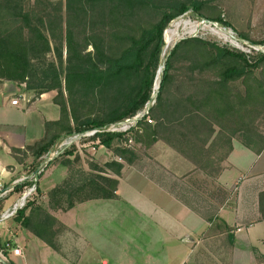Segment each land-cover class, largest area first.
Instances as JSON below:
<instances>
[{
  "label": "trees",
  "instance_id": "1",
  "mask_svg": "<svg viewBox=\"0 0 264 264\" xmlns=\"http://www.w3.org/2000/svg\"><path fill=\"white\" fill-rule=\"evenodd\" d=\"M216 1L0 0V82L23 85L27 95L65 93L59 100L58 119L47 122L42 139L28 147L27 156L38 163L35 171L41 158L63 139L129 120L148 104L146 118L151 123L143 118L127 133H100L92 139H99L103 148L129 165L137 159L133 146L148 149L160 141L196 171L213 177L222 170L234 142L260 155L264 150L259 128L264 121L263 54L248 56L226 44L183 39L167 56L160 88L151 99L165 29L186 13L230 27L213 5ZM242 40L247 41V36ZM51 54L54 59L49 61ZM175 64L183 66L184 79L171 73ZM238 82L242 93L232 87ZM128 141L133 146L128 147ZM71 164L67 160L60 165ZM89 167L101 171L97 165ZM104 167L115 177L102 178L104 185L91 179L75 188L69 181L53 188L49 192L53 211L116 198L123 166L112 160ZM87 188L100 195L76 200L69 195ZM62 194L68 197L65 207L58 199ZM33 203L13 220L56 250L62 228L54 230L53 216ZM258 210L264 220V191L258 195ZM258 264H264V257L258 258Z\"/></svg>",
  "mask_w": 264,
  "mask_h": 264
},
{
  "label": "crops",
  "instance_id": "2",
  "mask_svg": "<svg viewBox=\"0 0 264 264\" xmlns=\"http://www.w3.org/2000/svg\"><path fill=\"white\" fill-rule=\"evenodd\" d=\"M23 87V85L0 82L2 115H5L9 109L17 113L26 111L27 105L24 103H20L19 107L10 104L14 99L12 95L18 99H31L34 94L27 95ZM57 119L58 117L52 120ZM27 130L23 126L18 132H11L5 125L0 126V142L8 144L6 148L0 146V179L7 186L22 177L11 178L15 175L14 169L17 170L30 160L28 156V159H20L16 153L12 152L23 148V133ZM13 140L14 143H12ZM237 143L234 142L232 152L222 163V170L215 177H208L200 171H194L191 163L180 155L182 159L177 158L175 156L177 153L167 145L160 141L155 143L147 150H155L159 155L161 153L162 158L158 160V163L161 162L165 171H155L156 178L150 177L143 180L144 176H141L139 172L137 174L142 177L140 179L134 174L128 186L133 187L135 191L132 196L135 207L127 211H116L104 217L120 218L123 232L126 229L124 226L126 219L130 224L136 221L140 229H150L151 227H140V224L146 223L152 226L151 232L159 229L164 236L160 235L161 248H165L167 244H170L167 248H171V256L165 258L167 263L170 257H177L174 264H258V258L264 257V220L260 219L258 210V195L264 191V150L260 155H255L239 143L243 148L241 150ZM131 166L136 167L134 164ZM7 167L11 168V171H8ZM190 172H199L203 179L206 178L201 186L208 185L209 188L207 192L198 189L196 196L200 206L197 208L189 205L187 199L190 197L189 178L185 175ZM118 181L116 198L112 200H88V202L77 203L66 211L56 210L50 213L56 220L54 230L62 228L56 237L57 249L51 250L63 262L65 261V264H81L82 262L155 264L158 262L156 251L143 258L135 256L134 253L130 257L125 251L128 246L120 244L118 239L117 249L120 246L124 251H121L118 257L111 258L110 249L112 248L108 247L106 240L94 243L83 236V229L80 227L83 226V221L78 223L76 218L86 216L88 211L80 207L91 202L103 201L122 202L129 205L125 197L120 196L122 186L121 180ZM211 188L212 192H209ZM13 197L11 196L10 199ZM102 218L101 224L105 225L104 220L102 223ZM135 230L139 229L134 227L133 236ZM116 232L117 236L122 233L118 230ZM152 239L157 241L156 237ZM9 241L21 250V255L15 258L24 257L30 245L38 244L37 253L41 252L42 255L38 257L37 264H48L43 257V254H49L46 249L48 246L21 228L15 220L6 221L0 225V242ZM132 247L140 251L139 244L133 242Z\"/></svg>",
  "mask_w": 264,
  "mask_h": 264
},
{
  "label": "rangeland",
  "instance_id": "3",
  "mask_svg": "<svg viewBox=\"0 0 264 264\" xmlns=\"http://www.w3.org/2000/svg\"><path fill=\"white\" fill-rule=\"evenodd\" d=\"M213 5H215L217 9L221 12V18L225 22H227L230 27H214L213 25L206 23V21L193 17L190 13H186L169 23L163 33L164 46L161 49L159 67L153 79V94H157L160 88V82L165 69V61L167 59V56L169 55L170 51L175 46V44L183 39L196 37L204 41L215 42L220 46L226 44L228 46L236 47L243 51H248L250 49V44L252 43L258 44L264 41V0H218ZM175 24L178 26H175ZM167 31L169 32L168 36L170 38L173 37L168 47L166 46L165 42V35ZM243 35L247 36V41L241 43L237 41L238 45L235 46L233 40L230 37H234L237 40L243 41ZM53 59L54 57L51 54L48 57V60L50 61ZM171 73L176 75L175 79H184L185 71L183 72V66L181 64H175L171 69ZM232 87L240 93L243 92V87L240 82L232 84ZM62 94H65L63 90H56L44 93L43 96L41 94H34L30 99L31 101L27 104L26 111L24 113H17L11 109H9L8 112L5 113V115H2L0 112V126L5 125L11 132H18L23 126L28 129L27 132L23 133V148L15 149L14 151H12L13 153H16L18 158H27L28 147L34 145L44 136L45 124L47 122H51L52 119L54 120V118L58 117L59 100ZM11 97L16 98L15 95H12ZM153 103V101L150 102L151 105ZM259 128L260 131L264 133V121L259 123ZM6 143H2L1 141L0 146L6 148L8 147V144ZM12 143H14V140L12 141ZM78 143L79 145H73L71 148L67 149L64 155L60 154L58 155V157L53 158L52 161H49V163L44 167L43 171L38 175L37 186L39 189V193L33 200V207H41L47 212L52 213L53 209L49 199V192L53 189V187L55 188L59 186L64 181H69L70 185L75 188L76 186H79L81 184L88 183L91 179L104 185L102 178H115L111 174V172L106 170L104 167V164L115 160V156L112 151H107L105 148L98 146L95 151H92L90 148L92 145L87 146L88 144L86 140H82ZM82 145H84V147H82ZM236 145L239 146L238 148H241V150L243 149V146L241 145V147L239 143H237ZM130 146H133V144ZM114 148H117L116 144L114 145ZM133 149L137 159H135L132 164H134L136 167L126 164L123 160H117V162H119L123 166L120 177L118 178V180H121L122 186L120 196H124L126 202H129V205H125L122 202L118 203L112 201L91 202L86 204L84 207H80L81 209L88 211L86 216H78L76 219L78 220V223L81 220L83 221V226L80 227L81 229H83L82 233L84 237L89 238L94 243L97 241V243H100L99 241L106 240V243L109 244L108 247L112 248L110 249V255H112L111 258L118 257L121 254V251H124L122 248H120V246L117 249L118 239L120 240V244H125L128 246L125 251L130 255V257H132V253H134L135 256L143 258L145 255L149 253L152 255L153 252L156 251L157 257H155L158 262H155V264H174L177 260V257H170V260L168 259V263L165 259L168 258V256H171V248H167V246H169L170 244H167L165 248H161V245L159 243L160 235H162V237L164 236L162 233H160L161 231L159 229H156V231L153 230L151 232L152 226H150L148 223H146L145 225L140 224V227H151L150 229H140L138 226L139 224L136 221L130 224L127 222L126 219L124 225L126 226V229L123 232L121 229L120 218L117 219L111 217H104L113 212L115 213L116 211H127L135 207L132 201V196L135 191L133 187L129 188L128 186V183H131V179H133L132 176L134 174H136L137 178L140 179L142 177L137 174V172H139L141 176H144V178H142L143 180L150 177L156 178L155 171H165V169L162 168L163 165L160 164L161 162L158 163L162 158L160 156L161 153L159 155L156 154L155 150L148 151L141 144H136L135 146H133ZM67 152H72V155H68ZM175 156L177 158L182 159L177 154ZM167 159L170 160L169 158ZM67 160H70V162H72L69 168H65L60 165L63 161ZM91 164L97 165L101 171H90L89 166ZM36 165H38V163H36L35 161L33 162V158H30V160L27 163L23 164V166L19 167L17 170L14 169L15 175L11 178L17 176H31V173L34 174L35 172ZM6 169L8 171H11V168L9 167H7ZM194 171L196 170L194 169ZM13 174L14 173H12V175ZM185 176L189 178L188 193L190 194V197L187 198L188 203L192 207L197 208L198 206H200V203L199 201H197L196 196L198 189L203 192H207V190H209V188L207 187L208 185L204 187L201 186V183L203 182V180H206V178L203 179L199 172H190ZM55 183L56 185L54 186ZM209 192H212V188ZM69 195L71 196V198L76 200L77 198L97 196L100 195V192L97 190L92 191V189L87 188L84 192L80 194L72 193ZM59 197L60 198L58 199L61 200V204L65 207L66 199L68 198L67 194H62ZM13 199L7 200L3 205L4 208L5 206L9 205L13 201ZM101 218L102 223L104 220L105 225H103L104 223L101 224ZM118 220L120 221V223ZM134 227H137V229L139 230H135V235L133 236L132 232L134 231ZM116 230L122 233L117 236V234H115L117 233ZM151 236L152 238L156 237L157 241L153 240ZM133 242L139 244L140 251H138L137 249H133ZM9 244L11 246H14L13 243H10V241ZM37 245L38 244L30 245V247L26 251V255L21 258L11 257V252L7 253V260L5 263L13 264L15 262L16 264H37L38 257L42 255L41 252L37 253L36 248L39 249ZM46 249L49 254H43V257L48 261V264H65V261L63 262L54 252H52L51 249H49L48 247ZM114 254L116 256H114ZM59 260H61V262ZM81 264L91 263L82 262ZM125 264L128 263L126 262Z\"/></svg>",
  "mask_w": 264,
  "mask_h": 264
},
{
  "label": "built area",
  "instance_id": "4",
  "mask_svg": "<svg viewBox=\"0 0 264 264\" xmlns=\"http://www.w3.org/2000/svg\"><path fill=\"white\" fill-rule=\"evenodd\" d=\"M205 23V22H203ZM210 25H213L214 27H217L216 24L209 23ZM233 40V43L235 46H237V41L238 42H244L237 40L234 37H230ZM232 47V46H230ZM235 50H239L243 53H245L248 56H252L255 54H263L264 55V44L262 45H254L250 44V49L248 51H243L240 50L236 47H232ZM31 100L25 99V98H14L11 100L10 104L14 107H19L20 103H24L27 105ZM150 105L148 104L144 110L137 114L135 117L126 120L124 122L116 123V124H111L105 128H101L99 130H92L89 132H85L83 134H75L73 136L67 137L63 139L57 146L56 148L52 151L49 152L48 154L44 155L41 158V164L40 167H38L37 171L31 173V176H22L18 180L14 181L11 183L9 186L4 184L2 180L0 179V225L3 224L6 221L13 220L19 211L25 209L28 204L33 202L34 198L38 194V186H37V181H38V175L43 171L44 167L49 163V161H52L53 158L58 157V155L63 154L67 149L71 148L73 145H79L78 142H81L82 140L87 141V146L92 145L90 148L92 151H95L97 146L102 147L100 145L99 139H92L93 137L96 136V134L100 133H115V134H124L127 133L128 131L133 128L138 121L142 120L143 118H146L148 110ZM146 121L148 123H151V121L146 118ZM128 147L132 145V141H128L127 143ZM81 146V145H80ZM84 147V145H82ZM52 157V158H51ZM117 161H121L119 158H115ZM18 186H21L20 191H16V188ZM11 196H14L13 201L5 206V202L10 199ZM11 252L12 256L14 257H19L21 255V250L18 247H12L9 242H0V262L2 264H7L6 262V253Z\"/></svg>",
  "mask_w": 264,
  "mask_h": 264
},
{
  "label": "bare ground",
  "instance_id": "5",
  "mask_svg": "<svg viewBox=\"0 0 264 264\" xmlns=\"http://www.w3.org/2000/svg\"><path fill=\"white\" fill-rule=\"evenodd\" d=\"M185 24V23H184ZM202 25H204V24H202ZM175 26H178V25H176L175 24ZM171 31H173V30H171ZM175 31H177V30H175ZM173 34V33H172ZM177 34V33H176ZM228 34V33H227ZM169 32L167 31V33H166V35H165V42H166V46L168 47L169 45H170V43H171V41H172V38H170L169 36ZM174 36V35H173ZM175 40V39H174ZM158 78V77H157Z\"/></svg>",
  "mask_w": 264,
  "mask_h": 264
},
{
  "label": "water",
  "instance_id": "6",
  "mask_svg": "<svg viewBox=\"0 0 264 264\" xmlns=\"http://www.w3.org/2000/svg\"><path fill=\"white\" fill-rule=\"evenodd\" d=\"M156 97V94L154 93L153 96L151 97V99L153 100ZM149 108V107H147Z\"/></svg>",
  "mask_w": 264,
  "mask_h": 264
}]
</instances>
